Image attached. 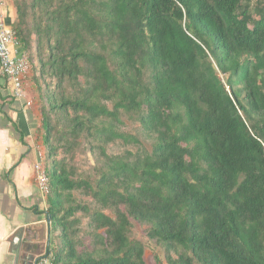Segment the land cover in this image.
Instances as JSON below:
<instances>
[{
	"label": "trees",
	"instance_id": "16d2710c",
	"mask_svg": "<svg viewBox=\"0 0 264 264\" xmlns=\"http://www.w3.org/2000/svg\"><path fill=\"white\" fill-rule=\"evenodd\" d=\"M14 6L41 91L50 193L31 211L57 236L45 256L148 264L145 244L130 239L133 220L163 248L157 264H264V0ZM124 114L151 152L108 155L112 143L141 144L122 131ZM83 142L102 159L94 180L71 163Z\"/></svg>",
	"mask_w": 264,
	"mask_h": 264
},
{
	"label": "crops",
	"instance_id": "0c3cea01",
	"mask_svg": "<svg viewBox=\"0 0 264 264\" xmlns=\"http://www.w3.org/2000/svg\"><path fill=\"white\" fill-rule=\"evenodd\" d=\"M0 20L13 28L17 21L13 0H0ZM27 102L14 98L12 86L0 75V264H14L17 237L19 264H33L54 247L47 216L31 211L33 207L44 211L46 199L34 179L35 136L42 130L40 104ZM9 118L24 133L26 145Z\"/></svg>",
	"mask_w": 264,
	"mask_h": 264
},
{
	"label": "rangeland",
	"instance_id": "374dc122",
	"mask_svg": "<svg viewBox=\"0 0 264 264\" xmlns=\"http://www.w3.org/2000/svg\"><path fill=\"white\" fill-rule=\"evenodd\" d=\"M14 2V0H13ZM32 55V52H30V57ZM34 66L36 65L35 62H33ZM35 69V68H34ZM33 69V72L27 81V86L26 90L28 101L34 102L33 105L36 104V101L40 103L38 105V109L40 112L42 101L39 98L41 96V91H38L36 86L34 85V79H35V74H37V71ZM123 122L124 125L121 126V129L125 133H129L131 135L139 136V139L141 140L140 145H135V144H129L128 146L122 144L120 141L116 143H112L109 146H107V153L109 156H121L125 155L127 152H132V153H137L138 151H147L151 152L152 146H153V140L145 137L142 133V129L140 128L139 122L135 120V118L129 117L127 114L123 115ZM44 136V132L40 130L35 138H36V151L38 150V147L40 150L46 154V148L43 145V139L42 137ZM63 155L59 154V159L62 158ZM47 162L49 163V160L47 159ZM77 170V175L84 177V178H91L94 180L97 177V170L99 166H101L102 159L100 158L99 151L97 149L91 150L90 144L87 142L82 143V147L77 150L75 154V159L74 161L71 162ZM80 201L86 202V203H91V199L81 195L80 193H75ZM106 214L112 215L110 211H105ZM78 217L82 219L83 222V234L82 237L84 239L85 243V248L90 250L91 249V237L89 236V233L91 230L88 229V224L89 220L79 214ZM132 226L130 230V239L131 240H136L140 241L145 244L146 246V252H145V259L148 264H157L156 257H160L163 263L165 262L164 258V250L163 248L158 245L156 242L151 241L148 238L147 235V226L141 225L133 220H131ZM52 240L54 242V245L57 241V236L55 234H52Z\"/></svg>",
	"mask_w": 264,
	"mask_h": 264
},
{
	"label": "built area",
	"instance_id": "2783aa9c",
	"mask_svg": "<svg viewBox=\"0 0 264 264\" xmlns=\"http://www.w3.org/2000/svg\"><path fill=\"white\" fill-rule=\"evenodd\" d=\"M31 73L32 64L28 52L16 31L0 20V75L12 86L14 98L27 100L26 86ZM32 104V101L27 102L28 106ZM34 179L46 199L50 193V179L45 165V155L39 147L34 165ZM33 264H53V255H46Z\"/></svg>",
	"mask_w": 264,
	"mask_h": 264
},
{
	"label": "water",
	"instance_id": "95a60500",
	"mask_svg": "<svg viewBox=\"0 0 264 264\" xmlns=\"http://www.w3.org/2000/svg\"><path fill=\"white\" fill-rule=\"evenodd\" d=\"M16 244L18 245L17 246V250L14 252V255L16 257V260L14 262V264H19V261L21 259V256H20V251H19V248L21 246V238H16Z\"/></svg>",
	"mask_w": 264,
	"mask_h": 264
}]
</instances>
